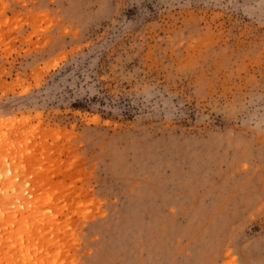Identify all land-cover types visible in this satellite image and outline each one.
<instances>
[{"label":"rangeland","instance_id":"1","mask_svg":"<svg viewBox=\"0 0 264 264\" xmlns=\"http://www.w3.org/2000/svg\"><path fill=\"white\" fill-rule=\"evenodd\" d=\"M0 264H264V0H0Z\"/></svg>","mask_w":264,"mask_h":264}]
</instances>
